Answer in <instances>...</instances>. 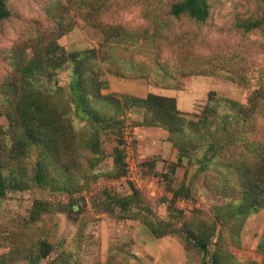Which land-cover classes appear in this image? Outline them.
<instances>
[{"label":"rangeland","instance_id":"obj_1","mask_svg":"<svg viewBox=\"0 0 264 264\" xmlns=\"http://www.w3.org/2000/svg\"><path fill=\"white\" fill-rule=\"evenodd\" d=\"M92 1L8 0L10 17L0 23V93L18 96L32 87L42 96L56 94L64 105L68 103V63L57 61L60 66L38 72L32 80L24 81L19 71L37 51L50 49L51 44L67 53L91 50L88 65L97 63L108 81L103 94L170 95L187 120L197 118L209 91L215 92L217 102L229 98L239 103V109H228L220 102L222 112L227 109L235 116L234 123L222 130V142L237 139L238 151L243 153L231 162L249 171V178H253L251 172L260 176L255 164L259 158L244 152L241 141L247 137L253 142L251 149L259 145L264 151V29L246 30L238 23L260 18L264 0H207L209 15L204 23L186 16L173 19L168 10L176 0H106L101 10L91 8ZM154 19H160L156 27L161 28L162 38L146 39L145 34L151 36L155 30ZM112 27L129 32L133 39L118 42L107 37ZM69 106L73 107L70 102ZM98 107L107 113L113 109L107 103ZM69 116L74 129L85 136V121L72 112ZM152 118L141 107L125 111L123 125L133 133L137 166L148 177H162L172 189L183 187L184 197L192 198L196 206L184 213L170 199L139 190L138 201L126 211L102 210L99 200L104 191L123 196L131 192L125 182L103 183L104 178H111L107 171L113 167L117 137L111 130H102L101 154L90 158L87 149L75 152L76 157L82 155L76 176L80 190L62 191L56 182L38 186L31 179L34 151L20 165L10 161L14 170H25L21 176L16 173L18 178L25 175V185L9 186L0 198V264H200V251L184 244V236L177 232L154 236L150 223L161 230L174 225L175 229L206 227L209 231L214 226L208 256L216 252L221 264H264V209L239 213L242 189L237 168L222 165L217 170L211 165L200 172L199 163L189 164L187 158L173 168L177 149L163 126L146 123ZM17 129L0 116L2 148L12 145ZM234 148L228 143L224 150ZM228 159H232L230 153ZM50 173L56 176L60 171L52 168ZM35 201L42 202L39 209ZM136 211L141 217H120ZM42 242L51 245L43 258Z\"/></svg>","mask_w":264,"mask_h":264},{"label":"trees","instance_id":"obj_2","mask_svg":"<svg viewBox=\"0 0 264 264\" xmlns=\"http://www.w3.org/2000/svg\"><path fill=\"white\" fill-rule=\"evenodd\" d=\"M8 0H0V23L10 17V9L7 7ZM106 0H93L91 8L96 6L97 9L103 8ZM209 3L207 0H176L173 1L168 10V14L173 18L186 16L189 20L204 23L209 15ZM89 11H86L88 14ZM160 19H154L155 30L150 36L145 34L146 39L162 38L161 28L159 26ZM239 26L246 30L253 28L264 29V13L256 19L251 18L239 22ZM115 41L132 40L133 37L127 31H121L112 27L111 31L106 34ZM106 37V38H107ZM109 41V39L107 38ZM91 50L65 52L58 51L55 44H51L50 49L37 51L32 59L20 69L23 80L25 78L32 80L37 79V73L48 71V69L60 66L61 62L69 64L70 80L68 84V103L62 104L58 102L56 94L49 93L42 96L36 93L32 87L26 88L18 96H10L9 94L0 93V116L4 115L10 125L17 127V133L10 147L0 146V198L4 197L9 186L15 188H23L25 185L24 176L18 178L16 173L21 176L25 174V170H14L10 166V161L16 165H20L21 161L30 154L35 152L32 164L33 181L40 187L48 184L57 183L58 188L62 191L71 192L72 190H80L81 185L76 183L77 173L82 166V155L76 157L75 152H80L82 148L90 151V158H96L102 152L100 147V133L102 130H111L116 134L117 145L113 147V167L107 171V175L118 178L125 173V163L123 161V127L125 120V111L133 107H141L147 112H151L152 121L146 122L149 125L160 124L168 132L172 143L177 149L176 161L172 163L173 168L182 165L184 158L188 159L189 164L193 161L199 163L198 170L204 172L211 169L213 165L219 170L222 165L234 166L240 177L241 195L240 214H248L264 209V151L262 146L256 145L258 149H251L253 142L244 137L241 144L246 146L244 152L254 153L253 157L259 158V163H255L260 170V176L251 172L253 178H249L250 172L233 162V157L238 155L239 143L237 139H228L222 142V130L228 128V124L234 123V117L231 111L223 109L222 105L228 109H239L240 105L236 101L229 98L218 99L214 97L213 91L208 92L207 102L202 111L197 115L196 119H184L182 113L176 106V98L166 96L154 92H148L144 97L132 94H117L108 92L103 94L102 89L108 88V81L103 78L104 71L100 69L97 63L88 65L89 54ZM60 61L59 64L56 62ZM50 62L54 65H50ZM57 65V66H56ZM30 83V81H28ZM58 102V105H57ZM69 102L71 104L69 106ZM111 104V111L103 112L97 104ZM70 112L74 113L77 118L84 120L88 125L85 136L74 129V123L69 116ZM252 118V115L246 118ZM110 128V129H109ZM201 134V137H197ZM234 146L232 152H228L226 146ZM6 152V156L2 155V151ZM263 153H262V152ZM9 152V155H8ZM83 152V151H82ZM259 153L257 157L255 153ZM200 153V154H198ZM229 153L232 159H228ZM243 153V152H241ZM247 156V154H246ZM100 159V158H99ZM228 159V160H227ZM224 161L225 163H222ZM232 161V162H231ZM213 163V164H212ZM10 166V167H9ZM7 168V174L4 169ZM52 168L59 169L60 173L56 176L51 175ZM17 169V168H16ZM255 169V168H254ZM74 173V175H73ZM254 175V176H253ZM72 184H66L72 182ZM20 182V183H19ZM22 183H24L22 185ZM131 192L128 195H119L113 191H104L102 199L99 200V206L102 210L110 208H120L126 211V208L132 206L138 201L140 191L133 187L130 182ZM167 189L172 193L170 201L175 202L184 197L187 192L183 187L179 186L172 189L169 184ZM78 198V196H75ZM160 199L169 200L166 196ZM194 201L192 198H188ZM42 202L35 201L34 207L40 208ZM177 207V205H176ZM181 210V209H180ZM38 214V210H34ZM142 211V210H141ZM183 211V210H182ZM137 214L128 213L121 218L141 217ZM184 212V211H183ZM185 213V212H184ZM35 215L32 216V220ZM206 227L175 229V226L163 227L161 230L155 223H150V230L154 236H163L172 232H177L181 237L184 236V244L190 243L196 247L200 253V264H221L217 258V253H211L209 248V240L214 233L215 227ZM40 257L43 258L49 253L51 245L47 242L40 243Z\"/></svg>","mask_w":264,"mask_h":264},{"label":"built area","instance_id":"obj_3","mask_svg":"<svg viewBox=\"0 0 264 264\" xmlns=\"http://www.w3.org/2000/svg\"><path fill=\"white\" fill-rule=\"evenodd\" d=\"M133 133L130 131L128 125L123 127V161L125 163V173L118 178H104V184H120L122 182H130L134 188L146 191L151 196L157 195L158 197L166 196L168 199L171 198L172 193L166 189L163 178L160 176H146L137 166L136 149L134 148ZM101 185V183H100ZM99 185V187H100ZM107 188H111L108 186ZM196 203L188 198L177 199L176 205L179 209L184 212L191 210Z\"/></svg>","mask_w":264,"mask_h":264},{"label":"crops","instance_id":"obj_4","mask_svg":"<svg viewBox=\"0 0 264 264\" xmlns=\"http://www.w3.org/2000/svg\"><path fill=\"white\" fill-rule=\"evenodd\" d=\"M122 94H125V93H122ZM147 94V93H146ZM145 94V95H146ZM157 94H160V93H157ZM133 95V94H132ZM145 95H139V97H144ZM161 95H166V94H161ZM136 96H138V95H136ZM166 96H170V95H166ZM77 196V195H76Z\"/></svg>","mask_w":264,"mask_h":264}]
</instances>
